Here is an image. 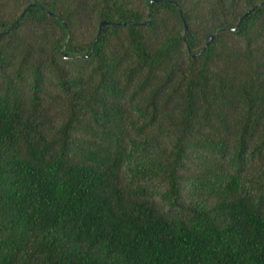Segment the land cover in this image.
<instances>
[{
  "label": "trees",
  "instance_id": "trees-1",
  "mask_svg": "<svg viewBox=\"0 0 264 264\" xmlns=\"http://www.w3.org/2000/svg\"><path fill=\"white\" fill-rule=\"evenodd\" d=\"M0 264H264V0H0Z\"/></svg>",
  "mask_w": 264,
  "mask_h": 264
},
{
  "label": "water",
  "instance_id": "water-1",
  "mask_svg": "<svg viewBox=\"0 0 264 264\" xmlns=\"http://www.w3.org/2000/svg\"><path fill=\"white\" fill-rule=\"evenodd\" d=\"M104 26V24L100 25L99 29L101 30L102 27ZM185 31H186V27H185ZM99 37V34L97 35V38ZM214 36L210 37L208 42H206V44L204 45V47L202 48L201 53L211 44V42L213 41Z\"/></svg>",
  "mask_w": 264,
  "mask_h": 264
}]
</instances>
